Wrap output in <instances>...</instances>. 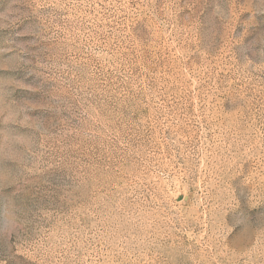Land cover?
Returning a JSON list of instances; mask_svg holds the SVG:
<instances>
[{
  "label": "rangeland",
  "instance_id": "rangeland-1",
  "mask_svg": "<svg viewBox=\"0 0 264 264\" xmlns=\"http://www.w3.org/2000/svg\"><path fill=\"white\" fill-rule=\"evenodd\" d=\"M0 264H264V0H0Z\"/></svg>",
  "mask_w": 264,
  "mask_h": 264
}]
</instances>
